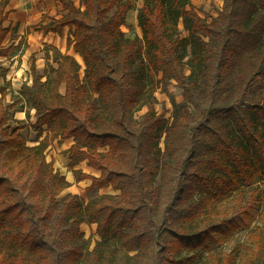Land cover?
Here are the masks:
<instances>
[{"label": "trees", "instance_id": "1", "mask_svg": "<svg viewBox=\"0 0 264 264\" xmlns=\"http://www.w3.org/2000/svg\"><path fill=\"white\" fill-rule=\"evenodd\" d=\"M50 1L65 13L35 30L67 28L83 67L62 54L45 81L32 69V128L48 129L34 144L8 123L1 92L0 264H183L184 250L232 225L223 198L245 185V207L264 212L253 188L264 182V0H223L210 19L190 0H143L134 37L122 30L132 0ZM9 3L0 0V57L11 50ZM172 81L183 99L168 121L155 92ZM69 138L75 180L116 194L59 204L71 183L46 150ZM84 160L99 175L75 168ZM83 223L96 224L91 248Z\"/></svg>", "mask_w": 264, "mask_h": 264}, {"label": "rangeland", "instance_id": "2", "mask_svg": "<svg viewBox=\"0 0 264 264\" xmlns=\"http://www.w3.org/2000/svg\"><path fill=\"white\" fill-rule=\"evenodd\" d=\"M73 1L79 5V0ZM190 1L193 8L208 19L217 16L224 3L223 0ZM142 4L143 0H132V9L128 13L126 25L122 27L129 37L141 35L137 16ZM8 9L11 13L5 23L9 28L5 45L11 50L7 56L0 57V95L2 91H5L4 104L10 109L8 123L12 127H21L20 132L26 136L28 143L34 144L37 139L48 133V129L43 126L40 136V133L32 128L37 119L35 110L32 109V94L28 88L32 84V69L42 81H45L54 76L53 69L57 67L56 59L60 55H73L81 64L82 61L72 47L67 45V40L71 37V32L67 28L61 35L44 34L35 30L42 19L48 22V17L59 18L65 13L59 4L50 0H10ZM179 30L181 36L187 34L181 23H179ZM185 72L188 73L187 68ZM80 74L83 76V69ZM61 91H64L63 86ZM155 96L157 99L154 105L155 110L157 113H163L166 119L171 121L175 106L183 99L182 89L175 81H172L165 90L158 88ZM146 110L147 107L144 106L136 111L135 118L139 120ZM72 143V138L63 142L55 139L46 150V159L53 160L54 168L67 180L69 179L72 185H70L71 188L58 193L59 204L62 206L68 194H77L84 201L104 194H116L117 192L111 187L87 191V186L91 183L90 179L75 180L67 156V150ZM86 167L90 166L85 160L75 166L82 172ZM99 173L98 171V175ZM253 188L260 194L263 193L264 182L254 184ZM251 192V188L244 185L243 191L234 192L219 201L218 207L221 214L235 217L232 225L225 227L222 231L216 230L213 236L208 235L201 241V245L184 250L180 262L183 264H264V212L257 207H245L247 201L254 198L250 196ZM81 230L88 239L90 248L93 247L98 239L95 233L96 224L83 223Z\"/></svg>", "mask_w": 264, "mask_h": 264}, {"label": "crops", "instance_id": "3", "mask_svg": "<svg viewBox=\"0 0 264 264\" xmlns=\"http://www.w3.org/2000/svg\"><path fill=\"white\" fill-rule=\"evenodd\" d=\"M50 34H52V33H50ZM4 100H5V98H4ZM32 109L34 110V108L32 107ZM68 162V161H67ZM84 172H86V173H90V174H93V175H98V171H94L93 169H91L90 167H86V169H85V171ZM68 181L69 182H71L69 179H68ZM72 186V185H71ZM71 186L70 187H68V188H71Z\"/></svg>", "mask_w": 264, "mask_h": 264}]
</instances>
